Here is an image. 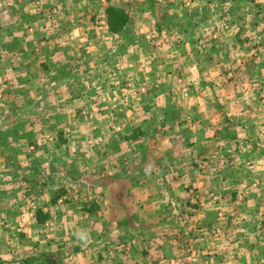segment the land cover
Instances as JSON below:
<instances>
[{
	"label": "rangeland",
	"instance_id": "1",
	"mask_svg": "<svg viewBox=\"0 0 264 264\" xmlns=\"http://www.w3.org/2000/svg\"><path fill=\"white\" fill-rule=\"evenodd\" d=\"M0 264H264V0H0Z\"/></svg>",
	"mask_w": 264,
	"mask_h": 264
},
{
	"label": "trees",
	"instance_id": "2",
	"mask_svg": "<svg viewBox=\"0 0 264 264\" xmlns=\"http://www.w3.org/2000/svg\"><path fill=\"white\" fill-rule=\"evenodd\" d=\"M107 22L111 30H115L120 28L123 24H125V20L122 19L123 14L114 9L107 10ZM38 222H41V219H37Z\"/></svg>",
	"mask_w": 264,
	"mask_h": 264
}]
</instances>
